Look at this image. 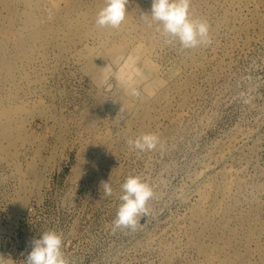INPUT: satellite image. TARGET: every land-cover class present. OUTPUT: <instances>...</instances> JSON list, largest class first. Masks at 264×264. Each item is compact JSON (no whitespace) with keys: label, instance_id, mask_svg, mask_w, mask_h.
<instances>
[{"label":"rangeland","instance_id":"rangeland-1","mask_svg":"<svg viewBox=\"0 0 264 264\" xmlns=\"http://www.w3.org/2000/svg\"><path fill=\"white\" fill-rule=\"evenodd\" d=\"M104 3L0 0V264L47 230L71 264H264V0H191L212 43L190 50L152 0L98 29ZM144 133L157 148L130 149ZM129 175L150 215L113 233Z\"/></svg>","mask_w":264,"mask_h":264},{"label":"clouds","instance_id":"clouds-1","mask_svg":"<svg viewBox=\"0 0 264 264\" xmlns=\"http://www.w3.org/2000/svg\"><path fill=\"white\" fill-rule=\"evenodd\" d=\"M129 0H105L104 6L97 12L95 26L98 29H119L126 20ZM146 23L155 22L165 44H178L181 50H190L201 45H210V24L206 19L195 17L191 0H152L150 13H141ZM127 95L139 98L141 93L135 81L128 78L123 81ZM160 143L155 133H144L135 139L129 138L130 149L138 153L150 152ZM105 196H111L113 189L110 181H101ZM120 204L112 231H137L142 227L141 218L150 215L148 202L154 197L153 187L140 175H129L121 185ZM23 264H71L63 251V234L47 230L40 238L33 239L31 251Z\"/></svg>","mask_w":264,"mask_h":264},{"label":"bare ground","instance_id":"bare-ground-1","mask_svg":"<svg viewBox=\"0 0 264 264\" xmlns=\"http://www.w3.org/2000/svg\"><path fill=\"white\" fill-rule=\"evenodd\" d=\"M140 70V69H139ZM138 71V70H137ZM139 72V71H138ZM140 74V73H139Z\"/></svg>","mask_w":264,"mask_h":264}]
</instances>
